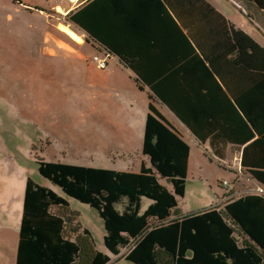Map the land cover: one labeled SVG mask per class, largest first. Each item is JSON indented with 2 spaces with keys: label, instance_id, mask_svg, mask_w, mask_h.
I'll use <instances>...</instances> for the list:
<instances>
[{
  "label": "trees",
  "instance_id": "1",
  "mask_svg": "<svg viewBox=\"0 0 264 264\" xmlns=\"http://www.w3.org/2000/svg\"><path fill=\"white\" fill-rule=\"evenodd\" d=\"M241 6L264 32V0ZM63 19L148 92L141 151L149 166L119 172L51 163L41 153L38 175L97 213L108 255L64 198L27 179L16 264H264V48L206 0H88ZM164 111L213 157L240 150V173L263 193L176 214L190 149Z\"/></svg>",
  "mask_w": 264,
  "mask_h": 264
},
{
  "label": "rangeland",
  "instance_id": "2",
  "mask_svg": "<svg viewBox=\"0 0 264 264\" xmlns=\"http://www.w3.org/2000/svg\"><path fill=\"white\" fill-rule=\"evenodd\" d=\"M19 1L22 5L15 0H0V178L6 180V184L12 187L13 193V199L10 202L6 197V187L0 185V210H4L9 204L12 216H18L22 212L23 195L20 187V200L17 201L16 178L30 172L29 176L38 183L40 180L44 187L53 190L67 201L68 214L74 216L76 223L91 233L95 250L108 255L103 245V224L97 213L86 205L66 198L58 188L38 175L35 164L36 159L40 158L37 156L41 153H44V157L51 162H58V159L53 158L54 152L46 144V136L50 138L55 136L53 128L56 127V121L61 119L62 109L58 110L57 106L61 108L65 105L66 111H69L65 114V120L68 123L93 121L94 89L87 85L75 87L66 81L64 85L61 81L62 69L65 72L64 51L52 43L57 40L63 41L65 48V42L68 41H65L57 31V27L62 26L60 23L64 20L59 13L58 1ZM206 1L224 15L231 24L264 48L263 30L247 16L240 4L233 0ZM29 7L31 11L27 10ZM37 10H42L44 13L36 12ZM37 14L41 17L51 14L53 17L49 18L53 21L46 20V23H43ZM7 15L8 17L17 16V18L11 23L6 19ZM50 29L59 35L55 34L58 38L47 31ZM81 39L80 45L84 47L83 50L90 58H93V55L104 58L103 54L93 48L90 43H84L86 40L84 35ZM69 46L72 50L79 52L74 44ZM89 63L90 61L87 65ZM112 67H115L116 72L114 73L120 77V86L123 88L130 86V81L125 76L127 75L126 70L119 67L116 62H112L108 69ZM63 89L70 90L66 92V96ZM72 89H75V92H72ZM139 97L147 102L145 94H140ZM74 110L75 113H70ZM164 114L167 115L165 111ZM47 122L52 124H47ZM137 122L138 119H135V123ZM140 140L142 141V135ZM184 141L191 148L190 166L185 195L183 198L176 199V214L178 215L195 213L201 208L204 211L219 205L223 190L230 188L229 186L232 187L236 182L238 186L241 183L240 180L237 181V174L228 168V165L233 162L231 155L227 160L218 162L207 147L203 150L198 149L196 152L188 136L184 138ZM100 164L103 166L102 169L111 168L119 172L131 173H137L140 167L134 155L119 159L111 157L109 160L100 161ZM199 165L203 166L201 171L198 169ZM249 181H244V183L254 188L255 184ZM160 182L171 188L167 181L161 180ZM80 236L85 238L82 232Z\"/></svg>",
  "mask_w": 264,
  "mask_h": 264
},
{
  "label": "crops",
  "instance_id": "3",
  "mask_svg": "<svg viewBox=\"0 0 264 264\" xmlns=\"http://www.w3.org/2000/svg\"><path fill=\"white\" fill-rule=\"evenodd\" d=\"M57 1L59 3V13L64 17L70 10L80 6L88 0H76L75 2L71 0ZM233 1L240 5L245 1L250 2V0ZM258 16L257 13L255 17L258 18ZM251 20L255 23L253 19ZM79 36L83 37V34H80ZM65 41L68 40L65 39ZM69 42L70 41L65 42V48L63 46V41L57 40L52 43V45L60 47L64 51L65 72L62 69L61 81L64 85L66 81L68 84L75 87L85 85L93 87V121H83L78 124L68 123L65 120V114L69 111H66L65 105H62L61 108L57 106L58 110L62 109L61 119L56 121V127L53 128L55 136L53 138L46 136V144L49 146V149L54 152L53 158L58 159V162H51L44 156L41 158L51 163H71L73 165L102 168L103 166L100 164V161L102 160L106 161L111 157L128 158L134 155L137 157L138 167L140 165L139 169L142 165L148 167V160L142 155V141L140 140L141 135L143 140L147 115L148 92L146 90L140 92L134 84L133 77L127 71V75L125 76H127L131 85L125 88L121 87L119 84L120 77L114 73L116 72L115 67L108 69L112 62L115 61L108 62V66L105 70H99L95 67L96 65L94 66L92 63V58H90V56L83 50L84 47L82 45H76V49H79V52H76L69 46ZM94 56L95 55H93V57ZM88 61H90V63L87 65ZM62 91L65 92L66 96V92L70 90L63 89ZM72 92H75V89H72ZM140 94L146 95L147 102L139 97ZM75 112L76 111L74 110L70 113ZM165 112L167 113L166 117L168 120L170 119V122H172L179 130H182L183 139L188 136L193 149L196 152H198V149L203 150L206 147L209 149L207 145L200 147L196 140L183 129L182 125L169 112ZM135 119H138L137 123H135ZM47 124L52 123L47 122ZM189 149L191 153L190 146ZM229 155L233 157V162L231 165H228V168L237 174V181L240 180L241 183L240 186H238L237 182L232 187L229 186L232 191H230L228 195L223 190L224 192L221 201L228 199L230 195L233 197H240L242 195L258 193L260 191L258 187L259 185L252 180L249 181L250 179L248 176L240 173V150L228 148L224 160H219L215 157L214 159L218 162L225 161L228 159ZM189 166L190 155L188 169ZM198 169L201 171L203 166L199 165ZM29 175L30 172L23 175L21 174L16 178L18 193L17 201L18 199L20 200V187L23 195L22 197H24V189L27 179H33L37 184L44 186L40 183V180L38 183ZM244 181H249L251 184H255V187L250 188L248 184L244 183ZM0 185L6 187V197L11 202L13 199L12 187L6 184L4 178H0ZM252 190L253 192H251ZM8 206L5 207L4 210H0V264H16L17 243L22 212H20L18 216H12L10 206ZM200 210L203 209L201 208L196 211Z\"/></svg>",
  "mask_w": 264,
  "mask_h": 264
},
{
  "label": "bare ground",
  "instance_id": "4",
  "mask_svg": "<svg viewBox=\"0 0 264 264\" xmlns=\"http://www.w3.org/2000/svg\"><path fill=\"white\" fill-rule=\"evenodd\" d=\"M71 1L75 2L76 0H71ZM57 31L59 35H61V37H63L64 39L68 41H73L74 43L79 44V45L82 43L81 37H79L74 32L70 31L69 29H66L62 26H58Z\"/></svg>",
  "mask_w": 264,
  "mask_h": 264
},
{
  "label": "built area",
  "instance_id": "5",
  "mask_svg": "<svg viewBox=\"0 0 264 264\" xmlns=\"http://www.w3.org/2000/svg\"><path fill=\"white\" fill-rule=\"evenodd\" d=\"M92 62L96 65L99 70H105L108 66L107 60L105 58H99L98 56H94L92 58ZM258 193H263V191L260 190Z\"/></svg>",
  "mask_w": 264,
  "mask_h": 264
}]
</instances>
